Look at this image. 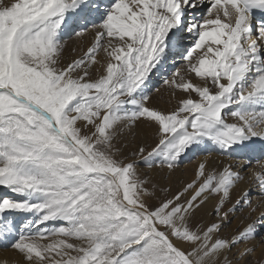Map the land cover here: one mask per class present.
<instances>
[{
  "label": "snow or ice",
  "instance_id": "snow-or-ice-1",
  "mask_svg": "<svg viewBox=\"0 0 264 264\" xmlns=\"http://www.w3.org/2000/svg\"><path fill=\"white\" fill-rule=\"evenodd\" d=\"M196 151L239 159L162 196L140 168ZM0 188L18 264H264V0H0Z\"/></svg>",
  "mask_w": 264,
  "mask_h": 264
},
{
  "label": "rangeland",
  "instance_id": "rangeland-1",
  "mask_svg": "<svg viewBox=\"0 0 264 264\" xmlns=\"http://www.w3.org/2000/svg\"><path fill=\"white\" fill-rule=\"evenodd\" d=\"M5 2H8V0H5ZM93 31H94V29L91 28L83 36L77 37L76 35H74L72 38H70V40L63 37V42H64L65 48H66V51H65L66 57H69L72 55H80V54H82L83 51H86L87 47L91 46V42L94 39V37H91ZM88 36H89V38H88ZM82 38H84V39H82ZM86 38H87V40L91 39V40H89L88 45H85L86 44L85 43ZM80 42H81V46H84L82 50H81V48H79ZM73 49L76 50L75 53H73V51H72ZM167 69H168V67H166L165 72L170 71ZM170 73H171V71L168 72L166 75H169ZM152 87H153V89H155V88L161 89L160 93H156L155 91H153V93H152L153 103L159 104L161 106H167V105H164V103H163V101L167 100V93H166V89H164L162 86V80L154 83L152 85ZM137 132L139 133V138L144 140V143L149 147V150H150L151 146H154V144H155V138L152 135L153 130L145 128L142 125L139 129H137ZM134 148H135V143L129 142L127 144L126 149H125L126 154L130 153L131 150ZM215 154L219 155L220 153L215 152ZM196 155H199L197 153V151L196 152H190L188 154V156L181 162L179 168L174 173H172L170 176L168 175L166 169H164V170H161V169L149 170L144 165H140V168H141L142 172H146L147 175L149 177H151L153 182L157 183V185L159 186L157 189L158 195H160V196L163 195V193L159 191V188H162V187H170L171 192L169 193V195H171L172 193L176 192L179 189V187L181 186V184L183 182L188 181L193 177L195 163H196L194 161H195ZM189 169H190V174L187 172ZM239 192H240V190L237 188L236 191L233 193V198H235ZM3 196H5V194H3ZM211 208H212V202H209V204L205 205V208L200 213H197V219L203 218L205 221L210 219V217L207 216L206 213L210 212ZM247 222H248V219L246 217V211L245 212H238L232 218V223L230 225H228V227L225 229V233H231V232L235 231L236 229L243 227V224H246ZM261 235H264V233H261ZM2 248L4 250H8V249H10V246L4 244V245H2Z\"/></svg>",
  "mask_w": 264,
  "mask_h": 264
},
{
  "label": "bare ground",
  "instance_id": "bare-ground-1",
  "mask_svg": "<svg viewBox=\"0 0 264 264\" xmlns=\"http://www.w3.org/2000/svg\"><path fill=\"white\" fill-rule=\"evenodd\" d=\"M97 2L100 5L101 11L104 8L108 7L109 4H110V0H97ZM73 27H75V25H73ZM87 27H88V29H91V24H88ZM78 30L79 29L77 28V31ZM94 34L95 33L93 31L91 37H94ZM74 35L75 34H66L64 37L70 40V38H72ZM88 38H89V36H88ZM82 39H84V38H82ZM89 40H91V39L87 40V38H86V41H85L86 44L85 45L89 44ZM83 47L84 46H81V42H80V47L79 48H81V50H82ZM166 67H168L167 70H170L171 72L175 70L173 67H171V65H168ZM179 67H181V64H180V62H177L176 65H175V68H179ZM170 71H168V72H170ZM168 72H165V70H162L161 74H159L157 77H155L154 80L156 82L162 80L161 76L166 75ZM156 82H154V83H156ZM166 93H167V90H166ZM256 143L259 144V141H256ZM197 153L199 155L195 156V161L194 162H196V163H195L194 173L196 171V168H197L198 164L202 160H204L205 158H207L208 161H209V168H212V167L221 168L224 165L229 164V163L235 164L236 162H238V159H239L238 157L229 156L226 153L225 154H221L220 153L218 155V154H215L214 151L211 152L210 155H209V153H206V152H203V151H197ZM253 163H255V161ZM187 172L190 174V169ZM242 188H243V185H241V187L238 188V189L241 191ZM3 194H5V196L11 195L6 189L0 188V196H3ZM254 199H255V194H254ZM8 216H9L10 219H16L18 222H22L21 218L16 217L13 214H8ZM256 243L259 246V240H257ZM4 244L9 245L10 249L4 250L3 249L4 247L2 248V245H4ZM19 260H20V257L18 256L16 251L12 249L10 240L0 241V264H18Z\"/></svg>",
  "mask_w": 264,
  "mask_h": 264
}]
</instances>
